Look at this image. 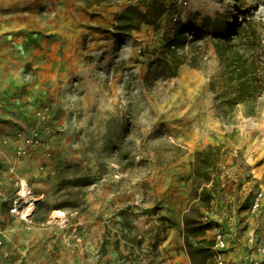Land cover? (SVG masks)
Returning <instances> with one entry per match:
<instances>
[{
	"label": "rangeland",
	"instance_id": "obj_1",
	"mask_svg": "<svg viewBox=\"0 0 264 264\" xmlns=\"http://www.w3.org/2000/svg\"><path fill=\"white\" fill-rule=\"evenodd\" d=\"M37 1V5L26 2L15 8L23 17H37L31 24L24 22L28 29L40 31L51 18L60 25L65 7ZM162 1L166 12L156 24L144 23L124 32L118 29L120 14L128 7L144 12L153 0L128 2L117 15L115 29L131 35L129 48L124 44L114 48L91 75L80 77L79 84L73 83L78 79L74 71L54 86L62 141L51 175L58 182L36 205V219L63 211L75 224L91 208L111 204L120 226L119 248H125L121 240L131 241L134 264H161L167 256L165 228L175 220L164 211L173 209L175 197L187 202L177 191L185 186L189 203L196 151L222 144L226 151V160L220 164L223 186L208 216L215 228L228 233L227 253L237 243L246 255L252 249L250 239L264 241V234L249 223L239 228L240 220H247L240 217L243 212L256 224L264 222L262 214L254 215L250 208L253 195L264 190V106L258 117L245 118L236 112L234 124L222 123L218 118L225 109L219 98L221 63L212 44L214 20L237 13V0H190L186 7L176 6L175 0ZM239 1L249 17L255 14L262 22L264 40V0ZM176 13L179 18L173 22L171 16ZM179 29L185 43L172 65L179 60L184 63L174 77H168L170 72L159 60L165 58L164 46ZM25 74L36 73L28 67Z\"/></svg>",
	"mask_w": 264,
	"mask_h": 264
},
{
	"label": "crops",
	"instance_id": "obj_2",
	"mask_svg": "<svg viewBox=\"0 0 264 264\" xmlns=\"http://www.w3.org/2000/svg\"><path fill=\"white\" fill-rule=\"evenodd\" d=\"M47 1L64 6L65 15L60 25H55L51 18L37 31L24 24L35 22L37 17H23L15 9L26 2L37 5V0H0V264H134L132 242L121 240L125 248L118 246L120 226L117 210L111 204L91 208L75 224L69 222L63 211L51 212L45 220L36 219V205L58 182L51 175L55 169L52 160L59 155L62 141L54 86L74 71L78 79L73 83L79 84L80 77L91 75L114 48L119 50L121 44L129 48L127 37L131 35L119 33L115 27L118 13L132 0ZM56 34L59 40L54 37ZM127 49L122 48V52ZM28 67L35 70L34 76L25 74ZM47 99L55 104L57 137L53 156L19 158L15 134L37 125L36 111ZM177 191L187 202L175 197L173 209L164 211L175 220L165 228L167 256L162 257L161 264H191L182 238L189 188ZM21 200L24 203L19 205ZM261 214L264 219V211ZM247 216V212L240 215L247 220H240L239 228L249 223L264 234V222L256 224ZM76 230L80 232L73 238ZM233 245L225 264H240L244 260V252L237 243Z\"/></svg>",
	"mask_w": 264,
	"mask_h": 264
},
{
	"label": "trees",
	"instance_id": "obj_3",
	"mask_svg": "<svg viewBox=\"0 0 264 264\" xmlns=\"http://www.w3.org/2000/svg\"><path fill=\"white\" fill-rule=\"evenodd\" d=\"M237 13L218 22L213 32L212 44L221 63L219 78L222 80L221 92L225 109L218 114L224 125L235 122V113L245 118H255L264 106V40L260 31L261 21L252 14L251 17L237 0ZM166 12L162 0H153L146 11L128 7L118 17V29L128 32L137 30L146 23L154 25ZM213 22L212 18L208 19ZM184 32L179 29L173 39L164 46L165 58L159 60L174 77L184 61L178 58V48L184 46ZM169 58V59H168ZM216 91L215 86L211 87ZM225 146L209 144L196 151L192 163L193 177L190 185V198L183 214L182 238L184 251L191 264H214V240L207 233L215 228L208 213L222 190L223 179L220 164L226 160ZM180 150V149H178ZM180 156L182 153L179 154Z\"/></svg>",
	"mask_w": 264,
	"mask_h": 264
},
{
	"label": "built area",
	"instance_id": "obj_4",
	"mask_svg": "<svg viewBox=\"0 0 264 264\" xmlns=\"http://www.w3.org/2000/svg\"><path fill=\"white\" fill-rule=\"evenodd\" d=\"M190 0H175L174 4L179 7L188 6ZM179 14H173L171 20L177 22ZM55 104L46 100L36 111L37 125L29 130H20L15 134L16 154L19 158L42 155L52 157L57 137V128L54 121ZM7 144V140L4 141ZM264 207V190L257 191L251 199V213L259 215ZM208 238L214 240L212 248L214 264H225V257L229 248L228 233L222 229L214 228L207 233ZM252 242L251 252L245 255L240 264H264V241Z\"/></svg>",
	"mask_w": 264,
	"mask_h": 264
},
{
	"label": "bare ground",
	"instance_id": "obj_5",
	"mask_svg": "<svg viewBox=\"0 0 264 264\" xmlns=\"http://www.w3.org/2000/svg\"><path fill=\"white\" fill-rule=\"evenodd\" d=\"M28 193L27 189L24 188L23 195H26Z\"/></svg>",
	"mask_w": 264,
	"mask_h": 264
}]
</instances>
